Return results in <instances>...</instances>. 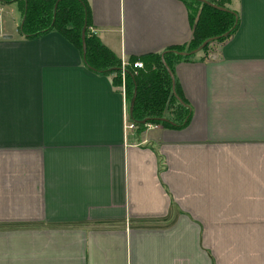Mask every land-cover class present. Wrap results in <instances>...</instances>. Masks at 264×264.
<instances>
[{
  "label": "crops",
  "instance_id": "crops-1",
  "mask_svg": "<svg viewBox=\"0 0 264 264\" xmlns=\"http://www.w3.org/2000/svg\"><path fill=\"white\" fill-rule=\"evenodd\" d=\"M85 1L122 63L194 35L185 0ZM17 3L0 2V264H264V0H230L236 30L174 62L189 117L139 140L126 74L6 26Z\"/></svg>",
  "mask_w": 264,
  "mask_h": 264
},
{
  "label": "trees",
  "instance_id": "trees-1",
  "mask_svg": "<svg viewBox=\"0 0 264 264\" xmlns=\"http://www.w3.org/2000/svg\"><path fill=\"white\" fill-rule=\"evenodd\" d=\"M13 1L18 0H0L3 3ZM19 1L23 7L19 26L21 35L32 38L50 30H57L81 51L85 64L91 70L115 73L114 80L120 82L121 59L106 47L96 34L88 30V22L85 50L83 48L82 29L88 13L85 0ZM185 1L189 5L190 14L196 18L194 35L189 44L170 46L161 52L134 56L126 64V84L130 101L136 90L135 101L130 105L129 117L135 125L134 133L138 140L148 123L179 126L189 117L190 107L174 95L172 79L166 63L173 71V64L177 59H188L195 54L183 55L180 51L191 52L205 40L213 38L202 48V51L206 52L212 43L224 41L238 27L239 14L229 8L230 0H208L209 3L201 0ZM138 60L143 62V66L135 68L134 62ZM160 165L163 166L162 156H160Z\"/></svg>",
  "mask_w": 264,
  "mask_h": 264
},
{
  "label": "water",
  "instance_id": "water-1",
  "mask_svg": "<svg viewBox=\"0 0 264 264\" xmlns=\"http://www.w3.org/2000/svg\"><path fill=\"white\" fill-rule=\"evenodd\" d=\"M203 2H207L209 3L208 0H201ZM215 5V4H214ZM216 6V5H215ZM57 7V4L55 5V8ZM86 27H87V20H85V24H84V27L82 29V41H83V48L85 50V47H86V41H85V35H86ZM5 37H11L10 35H7ZM213 38H209L207 40H205L197 49L195 50H192L191 52L189 51H180L181 54L183 55H187V54H190V53H196L197 51L201 50L206 44H208V42L212 41ZM166 66L169 70V73L171 75V79H172V89H173V92H174V95L176 96V98L181 101L182 103L186 104L185 101L183 100V98L178 94L177 90H176V81H175V76H174V73L173 71L171 70V68L167 65L166 63ZM135 97H136V90L134 92V96L132 97L131 101H130V105H133V102L135 101ZM130 111H131V108H130Z\"/></svg>",
  "mask_w": 264,
  "mask_h": 264
},
{
  "label": "rangeland",
  "instance_id": "rangeland-1",
  "mask_svg": "<svg viewBox=\"0 0 264 264\" xmlns=\"http://www.w3.org/2000/svg\"><path fill=\"white\" fill-rule=\"evenodd\" d=\"M7 10L10 12V13H12V16H13V18H14V20H13V18H8V20H7V18H6V26L8 25V24H10L11 22H15V23H20V21H21V10H20V8H19V5H18V3L17 4H14V5H10V7L9 8H7ZM211 47H214V43H212L211 45H210V47L209 48H211Z\"/></svg>",
  "mask_w": 264,
  "mask_h": 264
},
{
  "label": "built area",
  "instance_id": "built-area-1",
  "mask_svg": "<svg viewBox=\"0 0 264 264\" xmlns=\"http://www.w3.org/2000/svg\"><path fill=\"white\" fill-rule=\"evenodd\" d=\"M126 63H127L126 61L122 63V73H125ZM142 66H143V62H142V61L138 60V61L134 62V67H135V68L142 67ZM147 126H148V127H151V126H153V124H152V123H148ZM156 126H157V125H155V127H156ZM127 127H129V128H134L135 125H134L133 122H130V124H128Z\"/></svg>",
  "mask_w": 264,
  "mask_h": 264
}]
</instances>
